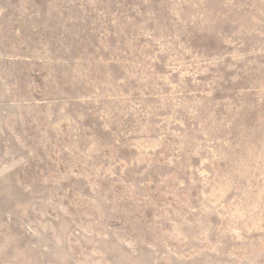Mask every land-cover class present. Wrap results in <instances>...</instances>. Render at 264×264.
<instances>
[{"label": "rangeland", "instance_id": "obj_1", "mask_svg": "<svg viewBox=\"0 0 264 264\" xmlns=\"http://www.w3.org/2000/svg\"><path fill=\"white\" fill-rule=\"evenodd\" d=\"M0 264H264V0H0Z\"/></svg>", "mask_w": 264, "mask_h": 264}]
</instances>
